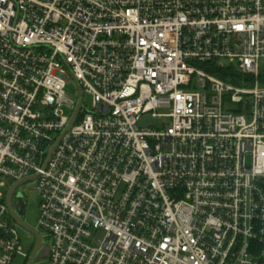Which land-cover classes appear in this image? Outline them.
I'll return each mask as SVG.
<instances>
[{
    "label": "built area",
    "instance_id": "2783aa9c",
    "mask_svg": "<svg viewBox=\"0 0 264 264\" xmlns=\"http://www.w3.org/2000/svg\"><path fill=\"white\" fill-rule=\"evenodd\" d=\"M263 59L264 0H0V264L37 173L47 264H264Z\"/></svg>",
    "mask_w": 264,
    "mask_h": 264
},
{
    "label": "water",
    "instance_id": "95a60500",
    "mask_svg": "<svg viewBox=\"0 0 264 264\" xmlns=\"http://www.w3.org/2000/svg\"><path fill=\"white\" fill-rule=\"evenodd\" d=\"M77 85V89H78V104H77V108L75 109L72 118L70 120L69 125L65 128V130L60 134V136L58 137V139L55 141V143L52 145V147L50 148L45 164L44 166H46L48 164V162L50 161L52 155L54 154L57 145L59 144V142L61 141L62 137L65 135V133L72 127V125L75 123V121L77 120V117L80 113V110L83 106V99H84V93H83V89L80 85V83L74 79ZM159 118H151L150 116H146L141 124L142 125H149L151 123H156L159 122ZM38 176L37 174H33L30 175L24 179H21L17 182H15L9 189L8 194H7V204L9 207V211L11 213V216L13 217V219L15 220V222L25 231L32 233L34 235V239H35V243L31 252V255L27 261L26 264H34L36 261L40 260L41 258H46L48 256L49 250H47L46 248V244H45V237L38 232V230H36L35 228L31 227L29 224H27V222L25 221V219L22 216V209L24 207V200H22L20 198V196L17 193V196L14 198V195L16 193V190L23 184L29 183L34 181Z\"/></svg>",
    "mask_w": 264,
    "mask_h": 264
},
{
    "label": "rangeland",
    "instance_id": "374dc122",
    "mask_svg": "<svg viewBox=\"0 0 264 264\" xmlns=\"http://www.w3.org/2000/svg\"><path fill=\"white\" fill-rule=\"evenodd\" d=\"M224 62L227 63L228 61H224ZM261 63L264 64V59L262 60ZM67 92L75 96L78 94L77 85L73 78H71L68 84ZM84 102L87 106H90L92 104V96L89 94H84ZM34 188H35L34 182L23 184L18 188V195L22 200H24V207L22 209V214L24 215V219L27 222V224L38 230V232H40L43 236H46V232L40 226L41 207L37 198V193L34 190ZM19 230L26 250L30 249V247L33 246L35 243L34 235L32 233L25 231L22 228H20ZM45 244L47 250H49L50 249L49 238L45 239ZM15 264H23V260L19 258L16 260ZM35 264H47V258H41L40 260L36 261Z\"/></svg>",
    "mask_w": 264,
    "mask_h": 264
},
{
    "label": "trees",
    "instance_id": "16d2710c",
    "mask_svg": "<svg viewBox=\"0 0 264 264\" xmlns=\"http://www.w3.org/2000/svg\"><path fill=\"white\" fill-rule=\"evenodd\" d=\"M205 66H209V70L216 74L218 77L228 81V82H233L237 83V80L235 79L236 77V67L235 65H228L224 68L222 67H217L215 63H205ZM260 81L262 84H264V69L260 75Z\"/></svg>",
    "mask_w": 264,
    "mask_h": 264
},
{
    "label": "flooded vegetation",
    "instance_id": "af4514ba",
    "mask_svg": "<svg viewBox=\"0 0 264 264\" xmlns=\"http://www.w3.org/2000/svg\"><path fill=\"white\" fill-rule=\"evenodd\" d=\"M17 193H18V189L16 190V193L14 195V198L17 196ZM23 218H24V215L22 214Z\"/></svg>",
    "mask_w": 264,
    "mask_h": 264
}]
</instances>
